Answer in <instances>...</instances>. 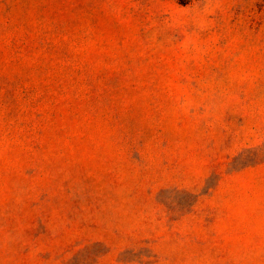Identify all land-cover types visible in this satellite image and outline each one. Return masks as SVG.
<instances>
[{
  "label": "rangeland",
  "instance_id": "rangeland-1",
  "mask_svg": "<svg viewBox=\"0 0 264 264\" xmlns=\"http://www.w3.org/2000/svg\"><path fill=\"white\" fill-rule=\"evenodd\" d=\"M0 264H264V0H0Z\"/></svg>",
  "mask_w": 264,
  "mask_h": 264
}]
</instances>
